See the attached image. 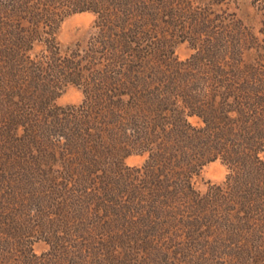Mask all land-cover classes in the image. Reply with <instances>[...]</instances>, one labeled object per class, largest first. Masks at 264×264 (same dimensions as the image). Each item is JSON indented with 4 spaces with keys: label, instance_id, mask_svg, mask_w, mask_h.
Returning a JSON list of instances; mask_svg holds the SVG:
<instances>
[{
    "label": "trees",
    "instance_id": "16d2710c",
    "mask_svg": "<svg viewBox=\"0 0 264 264\" xmlns=\"http://www.w3.org/2000/svg\"><path fill=\"white\" fill-rule=\"evenodd\" d=\"M226 2L0 0V264H264V0L258 32ZM81 11L96 31L65 47Z\"/></svg>",
    "mask_w": 264,
    "mask_h": 264
},
{
    "label": "rangeland",
    "instance_id": "374dc122",
    "mask_svg": "<svg viewBox=\"0 0 264 264\" xmlns=\"http://www.w3.org/2000/svg\"><path fill=\"white\" fill-rule=\"evenodd\" d=\"M256 4L255 0H227L224 4L212 6V9L214 13L219 12L222 15L224 14L227 19H239L246 25L254 27V31L258 32L261 27L262 10L261 7H258ZM96 17L97 15L92 11H81L68 15L61 21L58 27V40L65 47L76 48L78 44L86 45L96 31L94 27ZM261 36L263 35L261 34ZM39 48L40 47L37 49ZM194 52V49L187 41L179 42L175 46V54L180 60L189 58ZM83 97V92L79 87L69 85L56 98V103L62 106L80 104ZM190 120L194 124H199V120L196 117H192ZM261 156L264 157V152L261 153ZM145 160L146 155L133 154L125 159V163L129 166H141ZM228 172L229 168L222 160L217 159L211 161L204 166L201 173L195 177V186L202 192H206L209 187L224 183ZM47 249L48 246L43 241L34 243V250L38 254ZM231 263L229 256H222L213 262V264Z\"/></svg>",
    "mask_w": 264,
    "mask_h": 264
},
{
    "label": "clouds",
    "instance_id": "9594fccd",
    "mask_svg": "<svg viewBox=\"0 0 264 264\" xmlns=\"http://www.w3.org/2000/svg\"><path fill=\"white\" fill-rule=\"evenodd\" d=\"M262 158H264V157H262Z\"/></svg>",
    "mask_w": 264,
    "mask_h": 264
}]
</instances>
